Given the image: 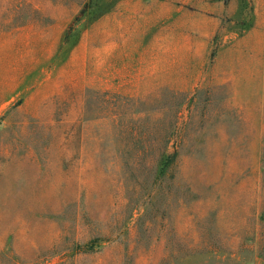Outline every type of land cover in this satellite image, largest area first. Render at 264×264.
<instances>
[{"label": "rangeland", "instance_id": "rangeland-1", "mask_svg": "<svg viewBox=\"0 0 264 264\" xmlns=\"http://www.w3.org/2000/svg\"><path fill=\"white\" fill-rule=\"evenodd\" d=\"M0 264H264V0H0Z\"/></svg>", "mask_w": 264, "mask_h": 264}, {"label": "trees", "instance_id": "trees-1", "mask_svg": "<svg viewBox=\"0 0 264 264\" xmlns=\"http://www.w3.org/2000/svg\"><path fill=\"white\" fill-rule=\"evenodd\" d=\"M100 8H94V10H89V14L92 16L93 14H96L97 16L96 17H101L103 15V13H99V10ZM94 241H92L91 243H88V244H85L83 249L86 250V251H92L94 249Z\"/></svg>", "mask_w": 264, "mask_h": 264}]
</instances>
